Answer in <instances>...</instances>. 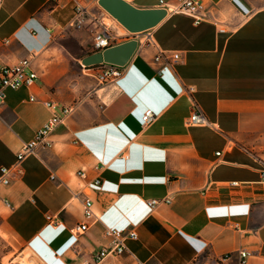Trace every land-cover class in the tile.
<instances>
[{
	"label": "crops",
	"instance_id": "0c3cea01",
	"mask_svg": "<svg viewBox=\"0 0 264 264\" xmlns=\"http://www.w3.org/2000/svg\"><path fill=\"white\" fill-rule=\"evenodd\" d=\"M158 1L127 0L138 8H161ZM204 2L203 21L168 13L146 31L155 48H137L124 77L100 85L80 63L92 53L90 19L69 27L66 0L2 1L0 67L29 58L38 79L5 92L0 167L51 116L43 102L74 106L52 131L51 148L27 157L23 175L0 186L11 205L0 202V233L35 264H82L106 243L105 227L138 237L100 264H239L243 249L251 254L245 264H264V185L252 157L264 158V0ZM109 20L116 44L144 36L128 37ZM156 50L179 56L161 75L151 61ZM194 103L209 126H187ZM146 109L156 118L142 127ZM96 176L98 187L89 183ZM169 196L154 209L145 203ZM85 197L97 220L75 235Z\"/></svg>",
	"mask_w": 264,
	"mask_h": 264
},
{
	"label": "built area",
	"instance_id": "2783aa9c",
	"mask_svg": "<svg viewBox=\"0 0 264 264\" xmlns=\"http://www.w3.org/2000/svg\"><path fill=\"white\" fill-rule=\"evenodd\" d=\"M3 0H0V7ZM55 2L57 0H49ZM72 4L73 19L71 20L69 27L79 28L85 20L90 19V23L93 25L90 30L91 42L90 51L101 52L103 49L116 44L119 36L114 34L110 30V25H107L101 18L96 16L92 8L99 6L97 0H66ZM158 5L161 8H165L167 14L170 12L182 13L193 20L194 24H198L206 17V5L204 0H174L169 5L164 0H159ZM144 36L136 40L137 48L141 46L153 47L155 44L151 39V36L142 32ZM34 34V32H32ZM138 34V33H137ZM137 34L127 32L128 37H133ZM8 40H4L3 43H7ZM178 54L176 52L156 50L152 56V64L154 65V71L156 75L171 68L178 61ZM29 58H22L14 64L3 65L0 67V106L4 102L6 90H16L18 88H30L37 79V73L31 68ZM81 67L89 73L90 76L100 85L114 84L124 77L128 71V63L123 66L102 63L92 66ZM30 101L35 100L34 97H30ZM43 105L50 111L51 116L43 123V125L37 130L33 138L27 142L21 144L17 152L15 153L14 162L9 166L0 167V186H8L14 179L20 178L23 175V161L36 153L37 150L49 149L52 146L50 135L52 131L60 124H62L69 115L73 112L74 106H59L56 102L45 101ZM156 116L150 109H146L142 116V127H147L155 121ZM187 126H209L210 123L206 119L205 115L201 112L198 106L194 103L191 107L190 114L186 119ZM216 155H220L217 152ZM253 160L257 164V172L259 174V183L264 185V158H260L256 154H252ZM98 169L97 167L95 168ZM82 179L87 177L84 170H79L77 173ZM50 179H54V176H50ZM91 186L98 187L101 185V179L96 176L90 182ZM238 182H229V185L236 186ZM172 198L165 197L162 199H149L145 203L150 209H154L162 204H170ZM0 202L6 207L11 208L10 202L7 198L0 196ZM92 200L85 197L82 202V216L83 222L79 223L72 231V234H83L87 231L92 223L97 220L96 215L92 210ZM49 224L57 225L58 222L50 216H46ZM106 243L93 252L90 259L85 260L82 264H100L107 257H119L126 252V241L136 240L137 232L135 229L128 231H122L116 228L105 227L102 233ZM239 256V264H245L247 258L251 255L247 250H240L237 252Z\"/></svg>",
	"mask_w": 264,
	"mask_h": 264
},
{
	"label": "water",
	"instance_id": "95a60500",
	"mask_svg": "<svg viewBox=\"0 0 264 264\" xmlns=\"http://www.w3.org/2000/svg\"><path fill=\"white\" fill-rule=\"evenodd\" d=\"M97 4L129 33L137 34L155 27L166 16L165 8H138L125 0H97ZM137 49V41L131 39L114 44L101 52H93L80 60L83 66L102 63L126 65Z\"/></svg>",
	"mask_w": 264,
	"mask_h": 264
},
{
	"label": "rangeland",
	"instance_id": "374dc122",
	"mask_svg": "<svg viewBox=\"0 0 264 264\" xmlns=\"http://www.w3.org/2000/svg\"><path fill=\"white\" fill-rule=\"evenodd\" d=\"M98 7V12L104 13L102 21L107 25H112V21L109 20L111 16L107 14L100 6ZM23 249V244L18 242L11 235L0 233V264H19L21 259H25L34 263L33 259L29 256V252H22Z\"/></svg>",
	"mask_w": 264,
	"mask_h": 264
},
{
	"label": "bare ground",
	"instance_id": "6f19581e",
	"mask_svg": "<svg viewBox=\"0 0 264 264\" xmlns=\"http://www.w3.org/2000/svg\"><path fill=\"white\" fill-rule=\"evenodd\" d=\"M19 264H34V263L31 262V261H27V260H25V259H21V260L19 261Z\"/></svg>",
	"mask_w": 264,
	"mask_h": 264
},
{
	"label": "trees",
	"instance_id": "16d2710c",
	"mask_svg": "<svg viewBox=\"0 0 264 264\" xmlns=\"http://www.w3.org/2000/svg\"><path fill=\"white\" fill-rule=\"evenodd\" d=\"M90 54V53H89Z\"/></svg>",
	"mask_w": 264,
	"mask_h": 264
}]
</instances>
